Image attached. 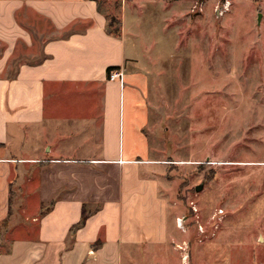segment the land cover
<instances>
[{"label":"crops","instance_id":"1","mask_svg":"<svg viewBox=\"0 0 264 264\" xmlns=\"http://www.w3.org/2000/svg\"><path fill=\"white\" fill-rule=\"evenodd\" d=\"M127 3L144 12L124 0L115 35L98 0H0V223L18 163L33 182L24 200L38 201L8 229L0 264H163L180 242L171 163L150 141L149 79L127 50Z\"/></svg>","mask_w":264,"mask_h":264},{"label":"rangeland","instance_id":"2","mask_svg":"<svg viewBox=\"0 0 264 264\" xmlns=\"http://www.w3.org/2000/svg\"><path fill=\"white\" fill-rule=\"evenodd\" d=\"M98 1L113 29L124 0ZM139 1L144 12H123L126 45L147 72L150 141L171 163L181 218L163 264H264V0ZM18 172L0 244L38 205Z\"/></svg>","mask_w":264,"mask_h":264},{"label":"trees","instance_id":"3","mask_svg":"<svg viewBox=\"0 0 264 264\" xmlns=\"http://www.w3.org/2000/svg\"><path fill=\"white\" fill-rule=\"evenodd\" d=\"M116 20H117V21H116V27H114L113 29L110 28V27H112V23L110 22V23H108V28H109V30H110V32H111L112 34L118 35L119 32H120V21H119L118 18H117ZM114 68H118V66H109V67L107 68V72H108L109 70H111V69H114ZM49 208H50V205H49L48 208H46V209H49ZM90 213H91L90 211L86 212L85 209H83V211H82V215H81V218H80V220L78 221V223H76V224H74L73 226H71V228H70V234H72L77 228H79V227L84 223L85 219L88 217V215H90ZM5 221H6V219L3 220V221L0 223V225H1V224H4Z\"/></svg>","mask_w":264,"mask_h":264},{"label":"built area","instance_id":"4","mask_svg":"<svg viewBox=\"0 0 264 264\" xmlns=\"http://www.w3.org/2000/svg\"><path fill=\"white\" fill-rule=\"evenodd\" d=\"M123 78V72L121 69L114 68L107 72V79L108 80H119L122 81ZM222 210H219V213H221ZM177 224H181V218H177Z\"/></svg>","mask_w":264,"mask_h":264},{"label":"water","instance_id":"5","mask_svg":"<svg viewBox=\"0 0 264 264\" xmlns=\"http://www.w3.org/2000/svg\"><path fill=\"white\" fill-rule=\"evenodd\" d=\"M260 15V14H259ZM258 15V16H259ZM201 188H202V185L200 184V185H197L196 187H195V189L197 190V191H199V190H201Z\"/></svg>","mask_w":264,"mask_h":264}]
</instances>
